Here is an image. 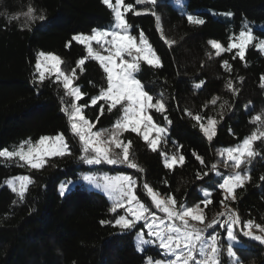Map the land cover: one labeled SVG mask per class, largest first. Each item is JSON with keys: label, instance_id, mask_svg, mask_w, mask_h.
Returning a JSON list of instances; mask_svg holds the SVG:
<instances>
[{"label": "trees", "instance_id": "1", "mask_svg": "<svg viewBox=\"0 0 264 264\" xmlns=\"http://www.w3.org/2000/svg\"><path fill=\"white\" fill-rule=\"evenodd\" d=\"M124 3L141 12L138 16L131 11L125 14L132 26L130 34L137 37L143 31L162 65L154 67L141 61V69L135 74L144 90L153 96V103L155 99L165 103L164 113L149 109L154 122L166 129L157 150L152 151L141 136L131 131L121 136L125 142L132 141V159L143 171L122 164L83 163L79 159V137L73 135L61 111L62 99L68 107L73 97L65 95L62 83L52 75L40 82L35 69L41 51L60 57L62 71L72 73L75 69L73 85L85 94L78 103L84 105L82 113L94 124L93 130L111 128L123 113L119 105L110 113L105 104L100 115L99 104L104 101H98L96 106L90 104L91 97L107 87L106 74L98 61L87 56L86 47L72 37L111 27L112 10L102 0H0V150H18L22 141L30 139L35 143L41 136L63 133L71 152L46 158L39 169L19 157H0V264H146L149 257H163L156 244L144 246L143 251L136 247L134 236L142 223L133 230L113 226L117 214L109 211L112 201L103 192L78 185L60 194V182L77 180L85 171L131 176L136 181L135 194L146 204H150V198L143 187L145 183L165 197L172 194L177 207L199 204L205 224L217 220L207 232L219 235L223 264L230 262L226 228H221L219 222L223 210L235 211L241 222L252 220L264 225V181L260 179L264 176L263 138L253 143L258 155L244 165L251 179L234 189L236 199L226 200L227 207L220 203L225 194L217 186L230 173L219 150L236 146L253 131L264 130V124L252 121V117L264 113L260 79L264 75V53L255 47L258 39L248 46L244 60L233 59L236 49L217 56L209 44L217 41L226 48L229 37L238 34L245 22L256 38L264 39V0ZM28 6L37 12L43 10L46 20L30 22L25 27L22 13ZM229 12L231 16L226 15ZM14 15L18 19H10ZM188 15L205 23L191 24ZM80 59L85 63L77 67ZM223 60L229 62L231 71H225ZM229 80L239 90L236 95L226 88ZM214 97L218 98L216 104L211 103ZM225 100L228 104L222 108ZM186 110L193 116H202L204 123L208 117L219 121L211 141ZM194 151L203 157V164ZM161 152L169 157L176 155L178 161L171 169L165 167ZM179 155L184 156L183 163ZM213 164L217 165L215 171L211 169ZM205 172L207 176H203ZM197 173L203 178L197 179ZM19 175L30 178L23 197L8 184ZM205 190L211 201L207 206L201 202ZM118 213L122 214L120 209ZM238 258L240 264H264V244L247 240Z\"/></svg>", "mask_w": 264, "mask_h": 264}, {"label": "snow or ice", "instance_id": "2", "mask_svg": "<svg viewBox=\"0 0 264 264\" xmlns=\"http://www.w3.org/2000/svg\"><path fill=\"white\" fill-rule=\"evenodd\" d=\"M102 2L113 12L114 25L112 28L110 30L93 29L91 35H74L72 39L85 44L88 56L99 61L100 67L106 74L107 88H102L98 96L91 97L90 104L96 106L98 101H104V104H99L100 115L104 112L105 104H107V111L110 113L113 109H117L118 105L120 106L118 110H121L123 114L112 125V128L98 131L93 130L94 124L82 114L84 105L76 103L85 94L81 92L79 87L73 86L75 69L70 74L63 72L60 69L62 63L60 57L41 51L38 53L35 69L39 72L40 82L45 80V71H49L50 73L55 72L57 81H61L62 77L61 82L63 88L66 90L65 95L74 98L68 107L64 106L62 99L61 111L67 116L73 135L79 137L83 153L79 159L83 163L89 165L101 163L109 165L122 164L129 168L143 171L132 159L130 153L132 141L125 142L121 139V136L124 131H131L141 136L152 151L157 150L158 143L163 139L162 134L166 130L154 122L153 116L149 114V109H155L156 112L164 113L166 111L165 103L162 99H155L153 103V96L144 90V86L136 78L135 74L141 69V61L154 67L162 65L155 49L148 42L143 31L140 32L138 43L136 42V37L130 34L132 26L127 22L125 14L131 11L134 15L138 16L141 15V12L137 11L132 4H125L124 0H115V5L110 0H102ZM156 3L157 0H135L136 5H155ZM121 8H123V11H121ZM152 14L156 15L155 12ZM22 15L26 18L25 27H28L30 22L46 20L43 10L37 12V9L33 6H28ZM226 15L231 16L232 13L229 12ZM156 18L159 29V17L157 16ZM10 19H18V16H11ZM187 20L191 24L201 25L205 23L203 19L193 17L192 15H188ZM108 37L111 39H107ZM257 39L258 43H255V47L258 50L264 51V39L256 38L252 29L245 22L238 34H233L229 37V43L226 48L216 41H209V44L212 48L216 49L217 56H220L222 52H231L233 49H238L233 59L240 57L241 60H244L248 46L253 44ZM93 41L107 51L108 55H101L98 51L94 50L91 44ZM168 43L172 42L168 41ZM40 58H43V62ZM48 63L51 64L50 69L47 67ZM84 63V59L78 60L77 67L84 65ZM222 66L225 71H231V65L227 60L222 61ZM240 79L242 80L243 78ZM260 79L261 87H264V75ZM196 87H200V85H196ZM226 88L232 91L233 95H236L239 91L233 87L231 80L227 82ZM217 99L214 97L211 103L216 104ZM227 104L228 101L225 100L221 104V107L223 108ZM186 112L199 124L201 131L211 141L216 135V125L219 121L208 117L205 124L202 116H193L190 111L186 110ZM99 118L98 115L97 122ZM164 119L167 123H171L166 115ZM252 121L264 124V113L252 117ZM153 131L156 133V137L150 139V134ZM261 138H264V130L253 131L240 144L219 150V154L225 157V167H228L229 162H231L230 166L234 172L232 175L224 176L222 182L217 185L219 189L226 193L224 199L220 201L225 207H227L225 204L226 200L231 198L234 201L236 199L234 189L243 187L244 183L251 179L247 172L241 174L235 170L249 163L253 157L258 155L253 149V143ZM25 145H27L26 150ZM115 149H120L121 151L117 152ZM66 154L70 155L71 152L63 133L57 134L54 137L41 136L35 143L30 139L22 141L18 150H0V157H19L20 160L25 161L34 169H39L44 165L45 157L64 156ZM160 154L164 158L165 167L171 169L176 162V155L169 157L164 152ZM177 154H179V150H177ZM193 155L201 164L204 163L203 157L199 156L195 151ZM184 159L183 155H179L180 163H183ZM169 160L172 162L170 163ZM216 168V164L211 166L213 171ZM207 175V172L203 173V176ZM203 176L197 173V179H202ZM14 179L19 180L20 183L17 188L10 181L12 191L18 192V195L23 197L30 178L17 177ZM83 179L89 183H96L95 177L86 175ZM101 179L104 181V190L113 201L109 211L117 214L113 226H118L122 230H133L140 221H143V228L147 229V236L154 239H145L143 231L138 233V250L143 251L145 245L158 244V247L163 251L165 258L154 260L149 257L146 264H223L220 259L222 250L219 235L205 236L204 234L207 228H212L217 223V220H212L205 228H198L189 221L190 218L191 221L204 223L203 209L199 207V204L195 207L180 204L177 207V201L172 194H168L166 197L161 196L160 193L145 183L143 187L146 189L152 205L155 206L156 210L164 214L163 217H160L156 215V212L150 211L149 206H146L134 193L136 181L132 177L118 175L115 177L104 176ZM260 179L264 181V176H261ZM71 183L72 181H68L65 184H61L60 194L62 196L68 190ZM97 186L99 187L100 185L97 184ZM204 195L205 199L201 202L207 206V204L211 203L207 199L209 195L207 190H205ZM118 209H123L126 214L120 215ZM220 215L223 216L225 213L222 212ZM105 223H108V221H101V224ZM220 227L226 228L227 239L230 242L227 247V255L236 258V264H240L238 253L243 251L247 240L259 241L261 244H264V225L254 223L252 220L241 222L235 211H231L227 220L220 224ZM253 229L258 230L260 234H256Z\"/></svg>", "mask_w": 264, "mask_h": 264}, {"label": "rangeland", "instance_id": "3", "mask_svg": "<svg viewBox=\"0 0 264 264\" xmlns=\"http://www.w3.org/2000/svg\"><path fill=\"white\" fill-rule=\"evenodd\" d=\"M110 2L113 4V5H115V0H110ZM121 11H123V8H121ZM114 25V24H113ZM112 25V26H113ZM112 26L111 27H109V28H104V29H98V30H110L111 28H112ZM80 34H83V35H91L92 34V32H90V33H78V34H75V35H80ZM140 36V35H139ZM139 36H137L136 37V42L138 43L139 42ZM107 39H111L110 37H108ZM217 42V41H216ZM258 43V42H257ZM91 44H92V47H93V49L94 50H96V51H98L101 55H108V52L107 51H105L103 48H101L98 44H96V42L95 41H93V42H91ZM84 46H85V44H83ZM223 46V45H222ZM86 47V46H85ZM107 47V46H106ZM216 50V49H215ZM237 51H238V49H236ZM86 52H87V49H86ZM263 53H264V51H262ZM44 53H47V52H44ZM51 54H53V55H55L54 53H51ZM55 56H57V55H55ZM87 56H88V53H87ZM89 57V56H88ZM38 58V57H37ZM91 58V57H90ZM127 58V57H126ZM41 60H42V62H43V58H40ZM97 61V60H96ZM117 62H118V60H117ZM98 63H99V61H98ZM100 64V63H99ZM47 67L50 69L51 68V64L50 63H48V65H47ZM61 69V68H60ZM62 70V69H61ZM64 72V71H63ZM36 73H37V76H38V78H39V72H37V70H36ZM66 74H70L69 72H65ZM46 75H52V76H54L55 78H56V74H55V72H49V71H45V76ZM62 77H61V81H62ZM60 81V82H61ZM62 83V82H61ZM73 86H75V85H73ZM78 87V86H77ZM107 88V87H106ZM105 88V89H106ZM98 96V95H97ZM74 99V98H73ZM76 103L77 104H79L78 103V101H76ZM83 114V113H82ZM207 122V121H206ZM206 122H205V124H206ZM160 127H163V126H160ZM112 128V127H111ZM111 128H109V129H111ZM163 128H165V127H163ZM102 130V129H101ZM166 130V129H165ZM98 131V130H97ZM166 132V131H165ZM165 132L162 134V136H164V134H165ZM54 136H56V135H53L52 137H54ZM156 137V133L153 131L151 134H150V139H152V138H155ZM264 139V138H263ZM241 143V142H240ZM239 143V144H240ZM159 144V143H158ZM232 147H234V146H232ZM228 148V147H227ZM115 151H117V152H119V151H121L120 149H115ZM83 154V153H82ZM220 155V154H219ZM221 156V155H220ZM46 158H48V157H45L44 159H46ZM221 159H222V161H223V163H224V159H225V157H222L221 156ZM178 161V159L176 158V162ZM25 162V161H24ZM169 162L171 163L172 161L171 160H169ZM26 163V162H25ZM231 165V162H229V166H228V169H229V174L228 175H232V174H234V172H233V168L230 166ZM235 171H237V172H240L241 174H243L244 172H247V170H246V167H244V165L243 166H241V168H239V169H236ZM248 173V172H247ZM91 176V177H95L96 178V183L94 184V183H89L88 181H85L84 179H83V177L84 176ZM118 175H127V174H125V173H109V172H107V171H85V172H81L80 173V175H79V178L77 179V180H72V179H69V180H65V181H62V182H60V184L58 185V191L60 192V186H61V184H65V183H67L68 181H72V183L69 185V187H68V190L67 191H69L70 189H72V188H74V187H76V186H78V185H85V186H87L88 188H92V189H95V190H99V191H101V192H103L108 198H109V195H108V193L104 190V187H103V184H104V181L101 179L102 177H104V176H108V177H115V176H118ZM127 176H129V175H127ZM17 177H27V176H23V175H19V176H16V177H14V178H17ZM131 177V176H130ZM10 179L9 181H8V184L10 185V181H12L14 184H15V186H17V188L19 187V183H20V181L19 180H15V179ZM97 184H99L100 186L98 187L97 186ZM66 191V192H67ZM65 192V193H66ZM135 193V192H134ZM225 195H226V193H224ZM161 196H163V195H161ZM150 198V197H149ZM110 199V198H109ZM229 199H231V198H229ZM111 200V199H110ZM112 201V200H111ZM143 202V201H142ZM112 203H113V201H112ZM144 203V202H143ZM146 206H149V208H150V211H153V212H156V215L157 216H160V217H163L164 216V214L163 213H161V212H159L158 210H156V208H155V206L154 205H152V201H151V199H150V204H146V203H144ZM195 207V206H194ZM201 208V207H200ZM121 210V215H125L126 213H125V211L123 210V209H120ZM223 213H225V215H223V216H221L222 217V219L220 218V220H219V222H221V223H224L226 220H227V218H226V215L230 212V210L228 209H225V210H223L222 211ZM221 212V213H222ZM189 221H190V223L191 224H193L194 226H196V227H198V228H205V226L207 225V224H205V222L203 223V224H201L200 222H198V221H191L190 220V218H189ZM139 223H142V226H139V228H138V231L135 233V236H134V241H135V244H136V247H137V243H138V240H137V237H138V233H140L141 231H143V233H144V236H145V239H154V238H151V237H148L147 236V229L146 228H143V221H140ZM177 223H179V221H177ZM208 231V228L206 229V231H205V236H210V235H214V234H212V233H209V232H207ZM256 234H260L258 231H256ZM225 238H226V240H227V243L229 244L230 242L228 241V239H227V233L225 234ZM150 245H152V244H150ZM157 246H158V244H156ZM145 246H147V245H145ZM228 247V246H227ZM161 252H162V254H163V251L161 250ZM226 253H227V251H226ZM163 258H165L164 257V255H163V257H161V258H159V259H163ZM235 260H236V258H233V257H230V262H229V264H236L235 263Z\"/></svg>", "mask_w": 264, "mask_h": 264}, {"label": "built area", "instance_id": "4", "mask_svg": "<svg viewBox=\"0 0 264 264\" xmlns=\"http://www.w3.org/2000/svg\"><path fill=\"white\" fill-rule=\"evenodd\" d=\"M231 211H233V210H230V212L226 215V218L228 217L229 214H231Z\"/></svg>", "mask_w": 264, "mask_h": 264}]
</instances>
